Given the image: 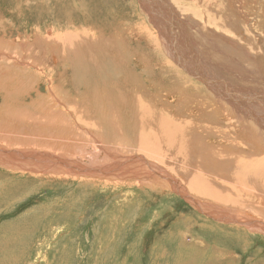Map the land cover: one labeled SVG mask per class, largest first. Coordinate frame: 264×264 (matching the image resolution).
<instances>
[{"label":"rangeland","instance_id":"rangeland-1","mask_svg":"<svg viewBox=\"0 0 264 264\" xmlns=\"http://www.w3.org/2000/svg\"><path fill=\"white\" fill-rule=\"evenodd\" d=\"M235 1L234 9L228 0H172L171 2L180 13L181 20L185 16H191L200 23V27L211 33L217 31L230 35L229 33L237 27L235 31L240 30L248 37H255L256 34V37L261 35L264 39V0ZM224 8L227 10H223ZM224 14L229 16L228 24L232 27H228L225 23H217L218 19L222 20ZM102 20L113 25L114 47L111 46L107 50L98 48L96 52L95 47L92 50L93 53L95 52L92 58L102 63L101 68L100 65L95 64L94 73L89 72L88 65L83 64L82 61L78 63L77 60H72L76 49L78 54L85 48L77 41L78 39L77 45L73 46L76 47L74 53L68 50L65 54H61L56 46L46 45L49 49L36 53L39 59L35 61L40 62V66L36 63L31 66L22 65L23 62L20 64L16 62L14 65L5 61L15 62L19 59L22 49L20 42L24 39L34 43V40H37V34H39L38 38L43 39L49 34L59 35L62 38L66 31L70 32V35L80 31L73 25L83 26V22ZM71 22L73 25H69ZM162 23L165 25L169 22ZM142 31H145L148 37H141ZM85 32H82V37H85ZM161 33L162 26L156 28V24L142 8L139 0H0V38L7 43L11 41L12 53L15 52L14 49H17L10 57L5 58L0 55V148L5 150L0 152V264H264V230L243 223L249 219L250 224H256L258 219L260 226H263L261 222H264V216L259 211L264 209V202L260 203L254 196V189H261V186L248 184L253 190L248 192L251 193V197L246 198L248 186L238 182L226 188L227 194L224 200H217V205L206 209L213 210L215 206L228 208L226 210L233 212L235 217L244 224L238 223L235 226L197 210V207L187 200L184 194L181 196L171 191H164V193L161 190L151 189L145 184L140 186V182L134 179L114 182L103 176L100 178L72 176L55 169L53 171L56 172H53L49 171V167V169L38 167L39 170H36L37 166L31 159L21 158L14 152H10L17 149L23 151L42 149L41 151L50 152L54 150L60 154L68 150L63 142L65 139L76 140L78 144L81 142L91 146L95 144L94 140L98 139L99 131H103L100 134L107 135L104 131L106 127L112 133L117 132L118 130L115 131L104 120L102 121L100 111L96 112L94 108L89 107L105 105L103 95L100 98L101 103L98 104H95L93 97H90V100L86 99L103 84L106 85V82L108 84L114 82L121 86V90L124 89L123 87H137L139 84L141 90L147 87L149 93L146 95L148 99L146 100L152 105V109L160 108L169 111L179 120L195 121L192 116H187L188 111L185 108L170 103L178 96H188L191 90L200 92L202 89L208 98L218 101L222 108L228 105L233 106L222 95L218 97L211 94L200 81L192 78L193 83L188 80L189 83H186L179 75L171 71L173 67L177 69V72L180 71L178 72L180 74L185 70L182 71L181 67L171 60L164 51L163 45L158 46L159 39L162 38ZM190 33L199 42L206 41L202 36L198 38L196 25L191 28ZM236 35L235 39L240 40L239 35ZM250 40L251 45L254 38ZM260 40L254 42L259 46ZM84 51L86 52V49ZM0 54H2L1 49ZM36 54L32 57H37ZM52 54H55V59L58 60H51ZM216 55L205 48L198 52L201 59L215 63L223 59L222 56ZM120 58H127L121 59V63L126 67L116 63ZM165 61L168 62L165 67L171 68L165 70V76H162V80L158 82L160 68ZM221 64L224 70L225 63L221 62ZM75 65L84 66L91 77L95 75L96 84L88 85L79 79ZM114 65L121 66V70L115 72ZM218 66L219 64L212 69L214 72L221 73L223 70L217 68ZM124 68L125 71H123ZM238 69L237 66L236 76L227 70L230 76L226 80L234 87H239L241 84L244 87L240 88H246L250 93L253 91V93L262 94L260 91L264 89L260 87L264 86V75L250 70L245 72L249 77L246 80L237 72ZM126 71L132 78H129L130 84L122 85L123 81L119 79ZM66 79H68L67 82ZM53 85L66 90L73 101L70 103V101L52 100V96L47 92L53 89ZM61 92L66 95L65 91ZM168 97L172 100H167ZM106 98L118 112L123 108V104L132 102L124 93L122 98L117 92L115 95L106 94ZM176 103L181 106L184 104ZM70 104H74V107L78 109L82 107H88V109L84 110L81 117L80 114L75 115L73 110H67ZM116 105L121 106L116 107ZM103 107L107 108L106 105ZM257 107L259 106H254V108ZM87 111L94 114L93 117ZM241 112L236 114L239 115L238 117H244L246 121L244 123L248 124L253 115H245V111L242 112L243 115H240ZM179 113L183 117H180ZM54 114L60 116L64 123L62 125L72 131L69 138H64L65 132L60 133L61 140L57 138V135L52 137L45 135L44 133L48 132L47 129L43 130L34 126L33 123L36 120L31 122L36 116H40L42 123L50 125L53 119L51 115ZM70 114H74L73 117L76 119L80 117L79 120L85 118L84 123L82 121L79 123L75 119L83 129L74 127L72 118H68L69 123H66L65 117H69ZM92 126L97 129L95 130ZM87 129L91 132H87ZM117 133H114V142L118 143L117 145L115 142V146L118 147L126 134L122 130V133L118 135L122 137L124 134V136L118 140L120 137L116 138ZM124 139H127V135ZM30 140L33 143L29 144ZM130 142L134 143L131 139L128 140V145L133 144ZM39 143L49 146L50 149L38 147ZM212 146L217 150H224L223 145L213 144ZM131 151L128 150L129 153H125L118 147V153L117 151L116 153L120 156H117L115 161L127 163L128 158L133 157L137 149L134 152ZM122 153L124 156L121 157ZM163 157L165 156L163 155L162 159ZM165 159L158 161L159 168L155 170V173L161 174L162 180H165V175L161 167L167 171L170 170L171 165L175 164L169 156ZM38 162L41 163L39 160ZM150 162L153 167L154 161L150 160ZM104 165H108V161ZM234 168L228 166L221 170L220 177L225 178L223 181L229 180L226 177L235 179V175L238 174L232 171ZM238 168L244 173L243 167ZM146 171L147 169L144 168L142 176L146 177ZM157 174H154V177H157ZM175 178L177 179L176 176ZM162 188L167 190L164 186ZM238 200L249 202L251 207L237 210L231 208L230 204H224Z\"/></svg>","mask_w":264,"mask_h":264},{"label":"bare ground","instance_id":"bare-ground-1","mask_svg":"<svg viewBox=\"0 0 264 264\" xmlns=\"http://www.w3.org/2000/svg\"><path fill=\"white\" fill-rule=\"evenodd\" d=\"M139 1L142 4V8L149 14V17L156 24V28H161L162 26V33L160 35V37L162 38L159 39L158 46L161 47L163 45L165 49L164 51L167 52L171 60L177 63V65L181 67L182 71L185 70L184 73L181 71L182 74H180L178 73L180 71L177 72V69H175L174 67L173 68L170 67L171 71L179 75L180 78L185 80L186 83H189L187 82V80L190 81V83H193L192 78L200 81V83L206 86V90L208 89L211 94L218 97L219 95H222L225 99L231 102L233 106L228 105L226 106V108H222L220 107L218 101H212L210 98H208L206 93L203 92L202 89L200 92L191 90V93H189L188 96L181 95L178 96L177 99L173 98L175 100H172L170 97H168L167 99V100H172L170 102L171 104H174L177 107L185 108L188 111L187 116H192L195 121L179 120V118H177L174 114H172L169 111L163 109L161 110L160 108H154V110L152 109V105L147 101L148 99L146 97V95H148L149 93V89H147V87L146 89L144 88L145 90L142 89L143 90L142 91L139 84L137 85V87H123L124 89L121 90V86L114 84V82L112 84H108V82H106V85L103 84L101 86L102 89L100 87L98 90H95V92L88 95L86 99L90 100V97H93L95 98V104H98L100 102L101 95H103L105 101L104 103L107 106V108L103 107L105 105L102 106L98 105L99 107L97 106H93V107L89 106V107L94 108L96 112L100 111V113L102 114V121L104 120L105 123L113 127L115 131L118 130L117 131L118 133H122L123 130L125 132V134L127 135V139H124V137L126 138V135L124 136L123 134L122 137L123 136L124 137L122 138L120 137V134L118 135L117 132H114V130L111 129V131L113 130L114 133H117L118 136L116 138L120 137L118 140L122 138L120 145L118 147H120L123 152L129 153L128 150H132L131 152H134V150L136 149L137 152L135 151V154L133 153L134 154L133 157L128 158L129 161L127 163L123 162L121 165L119 161H115L116 157L120 156V154L117 155L118 147L115 146L117 142L116 141H115L116 143L114 142L115 134L110 132L109 128L105 126L106 128L104 129V131H106L107 135L105 136V133L104 135L100 134L103 131L101 132L98 130L100 132V133L98 132L99 133L98 139H95L94 140L95 144L91 146H88L87 144L84 143L81 144V142L80 144H78L76 143V140L75 141L72 140L70 141L66 139L65 141L62 140L68 150H66L67 152H60V154H62L61 156L65 158L79 157L82 160H84V162H86L87 165H89L90 162L92 163L93 161L103 162L102 160L104 161L110 160L111 164L105 166V168L107 169L106 170L107 173H104V177L107 178L108 180L118 182V181L134 179L135 181L140 182V186L145 184L147 185V187H150L151 189L161 190L162 192L171 191L181 196L184 194V196L188 198L187 200H189L194 206L197 207V210L199 209L201 210V212L202 211L206 212L207 215L210 214L214 218H219V220L225 221L230 224H234L235 226L238 223L242 224V222L235 217L233 212L226 210L228 208L224 209L215 206L213 207V210L208 211L206 209L211 208L213 205H217L218 204L217 200L218 201L224 200L227 194L226 188L232 187L238 182H241L246 186H248V184L261 186V189H254V194H255L254 196L258 198L260 203L264 202V95H262L264 90L260 91L262 92V94L258 92L253 93V91L250 93L247 91L246 88H240L242 86L240 83H237L240 84L239 87H234L233 85H231L230 82L226 80V78L230 76V73H227L228 71L229 72L231 71L236 76L235 68L237 66L239 67L238 69L239 71L237 72H239L242 78L246 80H248L249 77L245 74V72L250 70L257 71L259 74L264 75V42H263L264 39L261 35L260 36L257 35L258 37H256V34H255L256 38L251 35H250L251 37H248L247 34L242 33L240 30L235 31L237 27L235 28V30L229 33L230 35H227V33L223 34L217 31L213 33L206 31L204 28L200 27L199 26L200 23L195 21V19L192 18L191 16H185L181 20L179 16L180 13L176 9V7L172 4L171 2L172 0H139ZM228 2L230 3V5L233 6L234 9V5L236 4V1L228 0ZM225 8L223 10L229 9V8L227 9ZM237 12L239 11L237 10ZM229 20H230L229 16L227 14H224L222 20L220 21V19H218L217 23L220 24L225 23L226 25H228V27H232V25L228 24ZM164 21H168L169 23L163 25L162 22ZM72 23L73 22H71L69 25H73ZM195 25H196V32L198 38L201 36L204 37L206 39L205 42H199L198 39H196L193 36V34L190 33L191 28ZM73 26L76 30L80 29V31L75 32L76 34H72V35L69 34L70 32L66 31L67 33L62 38H60L59 35L53 36L52 34H49L46 36V38L44 37L45 39H43V38H38L39 34H37L36 36L37 40H34V43H29V41L25 39L22 40L20 42V47H22V49L19 53V55L21 54V56L18 57L19 59L15 58L17 57L18 55L17 54L15 57H12L13 59H16L15 62H11L9 60H5V61H8L14 65H16V62H18L19 64L23 62L22 65L26 64L28 66H31V64L36 63V65L39 64L40 66V62L38 63L35 61V59H39V57L37 56L38 54L36 53L42 50L43 52H45L47 49H49V47L46 48L48 45L56 46L58 52H60L61 54H65L68 50L72 51L73 53L75 51L77 52V49L74 51L76 47L74 48L73 46L77 45L76 40L78 39L77 41H79L81 44L84 45L85 48L83 49L84 50L86 49V52L84 50H82L81 53L78 54L75 52V56L72 55L74 56L72 60H77L78 63L79 61H82L83 64L88 65L89 72L92 71L94 73L95 66L100 65L101 68L102 63L100 62L98 63L95 58H92L95 56L93 54H95L98 48L102 50H107L111 46L114 47L115 32L112 30L113 25L112 23L109 24L108 22L102 20L99 22L93 21L91 23L83 22V26L82 25L79 26L73 25ZM84 31H86L85 37H82L81 35L82 32ZM235 32L236 34L239 35V39L241 41L235 39V37L237 36ZM140 33H141V37L143 38L148 37L145 31H142ZM48 37H52V38L48 39ZM253 38L255 42L258 39L259 40L262 39L259 41L260 42L259 46L254 41L250 45V41H251L250 39ZM150 39L152 40V38ZM42 43L43 46H41ZM12 48L13 47L11 41L10 43H7L4 41V39L0 38V49L3 50L2 52L3 54H1L3 55V57L6 58L7 56L10 57L11 55H13L17 49H14L15 52L13 51L14 53H12L10 51V49ZM94 48H95V52L93 53L92 50ZM204 48L207 50H211L213 53H215V55L218 54L222 56L223 59L220 61L215 57L216 60L220 61L216 63L213 61H206L201 59L198 56V52ZM35 54L37 57H32ZM55 54L57 53L55 52ZM55 54H52L51 56V60L53 61L58 60L57 58L55 59L56 56ZM22 58H26V59L23 60ZM121 59H127V58H120L116 61V63H118L122 67H126V65L121 63ZM198 59L200 61H197ZM210 59H212V57H210ZM221 62L225 63L223 65L224 70L222 69ZM114 63L115 61L113 60V64ZM167 63L168 62L165 61L161 65L160 68L161 73L159 75L158 82L162 80V76H165L164 74L165 70L167 71L170 69L165 67ZM218 64L221 67L218 66L217 68L223 70L221 73L214 72V70L212 69V67L215 68ZM245 65H247V70H245ZM121 66L118 67L117 65H114L115 72H119L121 70L120 68ZM171 66L173 65L171 64ZM74 68L76 74L79 73L77 77L81 79L83 82L93 86L96 84L95 83L96 77H94L95 75L93 76L92 75L93 73L91 72L92 75L91 77L90 73H87L86 68L84 66L80 65V67H78V65H75ZM123 71H125V68ZM28 72L29 75H31L30 74L31 71L29 69ZM52 76L54 77V75ZM258 77L263 78L260 76ZM129 78H130V74L126 71L125 73L122 74L119 81L122 80L123 81L122 85L124 83L127 85L132 77L130 79ZM67 80L68 79H66V82ZM259 86H261V84H259ZM188 88H190V86H188ZM260 88L264 89V86H261ZM55 90L58 94L59 102L63 100L65 102L70 101L71 103L73 101L70 95L66 92V90H63L60 86L58 87L56 85ZM61 91H65L66 95ZM116 92L121 96V98L123 97V93H124V95L128 97V100L132 101V102H128L127 104H123L122 105L123 108L119 107L122 109V111L121 109H119L121 112L115 111L113 106H111L107 102L106 94L115 95ZM152 98L154 99V96ZM52 99H54V101L57 102L55 98ZM176 102L184 103V104L181 106ZM255 105L259 107L254 108ZM118 106L121 105H116V107ZM128 108H130L129 109L131 111L130 113L128 112ZM80 109L74 107V104H70L69 109L67 110L69 111L73 110L75 115L80 114L82 117V115L84 114V110L88 109V107L87 108L82 107V109L81 110ZM151 109L153 110V113ZM88 111L87 113H90L91 116L93 117L94 114ZM241 111L242 112L245 111L244 113L245 115L247 114L253 115V118L248 122V124L244 123L246 122L244 117L243 118H241V116L238 117L239 115L236 114ZM242 112L241 114L240 113L239 114L243 115ZM73 115L70 114L69 117L67 116L65 117L66 123L67 124L69 123L68 118L69 119L72 118L73 126L74 127L76 126L77 129L78 128L83 129L76 123L75 121L76 118H74ZM179 115L180 117H183L180 113ZM39 117L40 116L38 117L36 116L34 120H31V122L36 120V122L33 123L34 126H37L43 130L47 129L48 132L46 131L47 134L44 133L45 135H49L51 137L53 135H57V138L60 140H61L60 138L61 132H65L64 138L65 137L69 138L71 136L72 131L68 130L69 129L68 127L62 125L64 123H62L60 116H56L55 114L53 116L51 115L53 119L50 125H48L47 123H42ZM79 119L81 118L79 117ZM79 119L76 120H78V122L79 121L83 122L85 118L83 120H79ZM51 129H53V131L51 134H49ZM87 132H91L90 129H87ZM131 139L134 141V143L133 142L130 143H133L134 145L133 144L128 145V140ZM30 142L31 140L28 143L29 144L33 143ZM209 143L210 146H208ZM39 144L38 147L40 148L50 149V147L47 145L44 144L39 145ZM213 144L223 145L224 150H217L215 147L212 146ZM72 147L74 149H72ZM41 150L42 149H40V151ZM0 151H5V150L0 148ZM51 151L55 152L54 150ZM10 152H14L17 156L25 159L26 158L46 159L45 155L43 154L39 155L38 157L33 156L32 152H35L33 150L31 152L18 151V150H14ZM45 152L47 151H42V153L46 154ZM163 155L166 158L167 156H169L175 162V164L171 163L173 165L169 167L170 170L164 171L165 169L161 167L162 173L165 175L164 178L165 180L160 179L161 174L159 175L155 173V170L159 168V166H157L158 161H162L163 159H165V157H163L162 159ZM122 156H124L123 153L121 157ZM86 158H88L91 161L87 160ZM150 160L154 161L153 167H151L150 165L151 164ZM228 166L235 167L232 171L238 174L235 175L234 177L237 181H235V179L233 178L226 177L227 180L228 179L229 180L225 182L223 181V179L225 178L220 177L221 170ZM249 166H251V168L248 169ZM154 167L156 168L154 169ZM238 167H243L245 170L244 173H242L243 171H241L240 168ZM144 168L147 169L146 177L142 176L143 175L142 171L144 170ZM154 174H157L156 175L157 177H154L155 176ZM175 176L177 177V179L175 178ZM135 178L142 180H136ZM163 186L166 187L167 190L163 189L162 188ZM252 190L253 189L249 188V186L247 187L246 198L251 197V193L248 192ZM243 201L244 200L231 201L229 203H224V204H230L231 208L237 210L251 207L249 202H243ZM219 204H221V202ZM259 213L264 216V209L260 210ZM246 221H243V223L244 224L246 223V225L248 223L250 227H258L264 230V222H261L263 226H260V221L258 219H256V224H250L251 220L249 219H246Z\"/></svg>","mask_w":264,"mask_h":264},{"label":"water","instance_id":"water-1","mask_svg":"<svg viewBox=\"0 0 264 264\" xmlns=\"http://www.w3.org/2000/svg\"><path fill=\"white\" fill-rule=\"evenodd\" d=\"M29 152V151H28ZM31 152V151H30ZM46 154L42 153V151H37L35 150V152H32L33 156H39V155H45L46 159H42L40 160L39 158H30L32 160V163H35L37 168L36 170L42 169L43 167L48 168L49 171H53L54 169L59 171H65L63 173H67L69 175L72 176H89V177H100L103 176L104 177V173L106 172V168L104 165V163L106 161L102 160L101 161H93L92 163L90 162L89 165H87L86 162H84V160H82L81 158H65L63 156H61L60 154H55L52 152H45ZM28 159V158H26ZM87 160H89L88 158H86ZM38 160L41 162L39 163ZM101 160V159H100ZM5 161H9V160H5ZM91 161V160H89ZM108 164H111L110 160H107ZM46 165H45V164ZM123 162H120V164L122 165ZM33 166V165H32ZM39 167V168H38ZM62 168V169H61ZM97 178V177H96Z\"/></svg>","mask_w":264,"mask_h":264},{"label":"crops","instance_id":"crops-1","mask_svg":"<svg viewBox=\"0 0 264 264\" xmlns=\"http://www.w3.org/2000/svg\"><path fill=\"white\" fill-rule=\"evenodd\" d=\"M1 52H3V50H1ZM3 54V53H2ZM1 55V54H0ZM53 87V89H51L50 90V92H47V93H49V95H53L52 96V98H55L57 101H59V97H58V94H57V92H56V90H55V88H54V85L52 86ZM49 91V90H48ZM56 92V93H55ZM55 93V94H54ZM55 95V96H54ZM51 98V99H52ZM52 100H54V99H52ZM18 150V149H17ZM18 151H23V150H18ZM1 152V151H0ZM4 152V151H3ZM50 152V151H49ZM53 153V152H52ZM70 158V157H69Z\"/></svg>","mask_w":264,"mask_h":264}]
</instances>
